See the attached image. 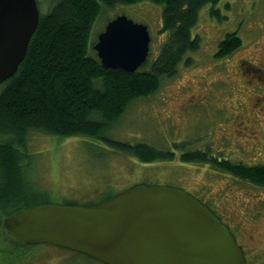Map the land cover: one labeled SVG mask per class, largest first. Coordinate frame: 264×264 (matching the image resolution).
<instances>
[{
  "label": "rangeland",
  "instance_id": "374dc122",
  "mask_svg": "<svg viewBox=\"0 0 264 264\" xmlns=\"http://www.w3.org/2000/svg\"><path fill=\"white\" fill-rule=\"evenodd\" d=\"M36 2L42 15L55 3ZM163 9L147 0L112 9L102 5L89 52L108 21L126 15L147 27L148 59H154L166 37L161 30ZM197 18L191 34L199 37L198 49L183 57L175 75L161 78L155 93L132 102L107 133L118 142L169 152L172 159L141 162L88 136L32 132L26 148L18 150L24 153L19 167L24 181L32 180L34 195L14 200L8 208L46 201L89 206L135 185H169L190 193L228 224L246 264H264V187L218 172L209 162L180 159L185 153L208 151L217 160L264 163V0H219L202 6ZM234 32L240 46L217 59L219 42ZM4 85L0 83V90ZM4 238L0 232V264H104L51 244L22 247L10 242V247Z\"/></svg>",
  "mask_w": 264,
  "mask_h": 264
},
{
  "label": "trees",
  "instance_id": "16d2710c",
  "mask_svg": "<svg viewBox=\"0 0 264 264\" xmlns=\"http://www.w3.org/2000/svg\"><path fill=\"white\" fill-rule=\"evenodd\" d=\"M142 1L146 0H54L50 10L40 14L24 59L0 90V136L7 138L0 139V218L22 208H8L14 200L18 202L26 195H34L31 178L26 183L19 167L24 153L18 150L26 148L32 132L60 138L88 136L141 162L172 159L169 152L156 151L143 143L118 142L107 133L132 102L155 93L161 78L175 75L183 57L198 49L199 37L191 34L198 13L202 6L214 5L219 0H147L164 8L161 30L166 37L159 53L134 72L104 69L93 48L94 42L89 52L91 31L102 5L112 9L115 5ZM214 12L212 9L211 14ZM240 44L241 39L235 32L226 34L218 44L215 57L220 59L232 54ZM180 159L209 162L218 172L264 187V163L246 165L241 161L217 160L208 151L185 153ZM46 203L51 202L35 204ZM0 232L10 247V242L27 246L13 241L1 229ZM6 258L3 257L4 262Z\"/></svg>",
  "mask_w": 264,
  "mask_h": 264
},
{
  "label": "water",
  "instance_id": "95a60500",
  "mask_svg": "<svg viewBox=\"0 0 264 264\" xmlns=\"http://www.w3.org/2000/svg\"><path fill=\"white\" fill-rule=\"evenodd\" d=\"M39 16L36 0H0V83L24 59ZM94 44L104 69L134 72L148 58L150 33L117 15ZM1 222L20 244L48 243L104 264H245L242 248L216 214L169 185H135L89 206L19 208Z\"/></svg>",
  "mask_w": 264,
  "mask_h": 264
},
{
  "label": "bare ground",
  "instance_id": "6f19581e",
  "mask_svg": "<svg viewBox=\"0 0 264 264\" xmlns=\"http://www.w3.org/2000/svg\"><path fill=\"white\" fill-rule=\"evenodd\" d=\"M94 43H95V42H94ZM94 43H93V44H94ZM94 45H95V44H94ZM94 45H93V48H94ZM27 46H28V45H27ZM27 49H28V48H27ZM94 50H95V49H94ZM95 52H96V51H95ZM141 67H142V66H141ZM139 68H140V67H139ZM139 68H138V69H139ZM138 69H137V70H138ZM4 82H6V80H5ZM4 82H2V83H4ZM180 189H181V188H180ZM182 190H183V189H182ZM186 193H188V192H186ZM119 194H120V193H119ZM189 194H190V193H189ZM190 195H191V194H190ZM114 196H115V195H114ZM114 196H111V197H114ZM191 196H192V195H191ZM111 197H110V198L103 199V200L111 199ZM193 197H194V196H193ZM194 198H195V197H194ZM195 199H196V198H195ZM103 200H100V201H103ZM196 200H197V199H196ZM200 202H201V201H200ZM98 203H100V202H98ZM98 203H97V204H98ZM201 203H202V202H201ZM203 204H204V203H203ZM204 206H206V205L204 204ZM206 207H207V206H206ZM207 208H208V207H207ZM17 243H18V242H17Z\"/></svg>",
  "mask_w": 264,
  "mask_h": 264
},
{
  "label": "flooded vegetation",
  "instance_id": "af4514ba",
  "mask_svg": "<svg viewBox=\"0 0 264 264\" xmlns=\"http://www.w3.org/2000/svg\"><path fill=\"white\" fill-rule=\"evenodd\" d=\"M186 192V191H185ZM229 227V226H228Z\"/></svg>",
  "mask_w": 264,
  "mask_h": 264
}]
</instances>
